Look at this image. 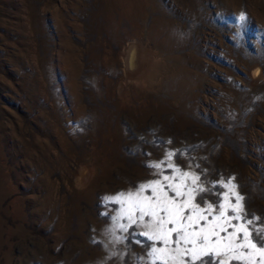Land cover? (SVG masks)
Here are the masks:
<instances>
[{"label": "rangeland", "instance_id": "374dc122", "mask_svg": "<svg viewBox=\"0 0 264 264\" xmlns=\"http://www.w3.org/2000/svg\"><path fill=\"white\" fill-rule=\"evenodd\" d=\"M167 150L264 218V0H0V264H142L102 197Z\"/></svg>", "mask_w": 264, "mask_h": 264}, {"label": "snow or ice", "instance_id": "6c2138e0", "mask_svg": "<svg viewBox=\"0 0 264 264\" xmlns=\"http://www.w3.org/2000/svg\"><path fill=\"white\" fill-rule=\"evenodd\" d=\"M245 19L241 13L239 20ZM164 143L170 145L172 141ZM181 155L179 150H167L159 160H146L145 167L152 169L150 175L157 178L140 182L135 191H119L102 197L104 205H119L114 209L115 215L101 213L110 218L115 229L122 233H129L133 226L148 229L115 236V241L122 242L135 235L145 237L143 242L136 241L145 244L146 257L138 258L142 264H231L232 260L247 264L253 256L252 251L246 254V249L264 256V218L245 209V197L237 191L235 177L227 181L209 180L207 170L200 169L191 159L185 165L189 170H183L174 162ZM168 171L171 175L165 174ZM146 191L150 194L144 195ZM197 196L206 207L193 203ZM206 196H212L214 202H206ZM188 209L195 215L185 216ZM121 220L127 223H119ZM221 245L223 251L219 250ZM229 252L239 254L227 261L221 259Z\"/></svg>", "mask_w": 264, "mask_h": 264}, {"label": "bare ground", "instance_id": "6f19581e", "mask_svg": "<svg viewBox=\"0 0 264 264\" xmlns=\"http://www.w3.org/2000/svg\"><path fill=\"white\" fill-rule=\"evenodd\" d=\"M131 58H132V52L130 51V48L126 51V54H125V62H126V64L129 66V67H131V62H130V60H131ZM256 73V72H255Z\"/></svg>", "mask_w": 264, "mask_h": 264}]
</instances>
